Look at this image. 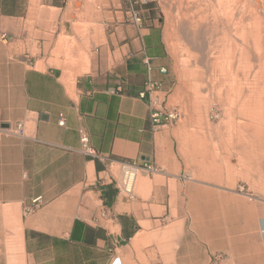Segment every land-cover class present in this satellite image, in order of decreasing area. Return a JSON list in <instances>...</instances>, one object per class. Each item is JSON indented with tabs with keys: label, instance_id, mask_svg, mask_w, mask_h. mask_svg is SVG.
<instances>
[{
	"label": "crops",
	"instance_id": "1",
	"mask_svg": "<svg viewBox=\"0 0 264 264\" xmlns=\"http://www.w3.org/2000/svg\"><path fill=\"white\" fill-rule=\"evenodd\" d=\"M134 8L131 0H0V120L26 130L0 135V241L9 233L15 264H140L143 226L157 217L142 205L163 200L125 194L112 167L164 161L173 171L167 124L154 126L150 114L151 99L165 101L174 84L158 13L139 5L137 24ZM80 130L99 157L80 151ZM228 253L233 264H264ZM189 254L179 252L177 264H199Z\"/></svg>",
	"mask_w": 264,
	"mask_h": 264
},
{
	"label": "rangeland",
	"instance_id": "2",
	"mask_svg": "<svg viewBox=\"0 0 264 264\" xmlns=\"http://www.w3.org/2000/svg\"><path fill=\"white\" fill-rule=\"evenodd\" d=\"M131 1L135 10L152 3L159 15L174 84L164 103L178 113L163 126L175 168L170 172L161 161L155 173L138 172L130 194L163 200L162 206L142 205L147 217H157L143 226L148 235L140 264H163L164 258L177 264L181 251L199 254V264H233L232 250L244 263L263 262L264 0ZM227 4L239 7L238 30ZM230 40H238L234 66L225 53L233 48ZM112 171L120 182L119 166ZM139 179L148 183L140 187ZM10 237L0 241V264H15Z\"/></svg>",
	"mask_w": 264,
	"mask_h": 264
},
{
	"label": "built area",
	"instance_id": "3",
	"mask_svg": "<svg viewBox=\"0 0 264 264\" xmlns=\"http://www.w3.org/2000/svg\"><path fill=\"white\" fill-rule=\"evenodd\" d=\"M142 2H145V0H141ZM131 18L132 20L140 24L141 23V15L136 10L131 11ZM157 85L154 81H148L145 85L146 91H152L153 88ZM151 106H152V112L150 114L152 123L154 126L165 124L167 121H171L177 116L176 110H169L162 98L159 99L158 95H155L151 99ZM59 123H62L61 121ZM25 125L23 122H17L13 125H10L8 123H3L0 120V135L3 134H14L20 137L25 136ZM80 151L90 157H99L97 152L90 146L89 144V138L85 131L80 130ZM119 166L122 177L120 179V187L122 191L130 195L132 193L131 190L127 189V183L126 178L127 175L130 174H137L138 172H143L148 174H152L158 171L157 166L153 163L143 162V163H127V162H119L117 163ZM128 179V178H127Z\"/></svg>",
	"mask_w": 264,
	"mask_h": 264
},
{
	"label": "bare ground",
	"instance_id": "4",
	"mask_svg": "<svg viewBox=\"0 0 264 264\" xmlns=\"http://www.w3.org/2000/svg\"><path fill=\"white\" fill-rule=\"evenodd\" d=\"M239 1V0H238ZM227 8L228 9H231V12H230V14H229V20H230V22L232 23V25H234V27H236V29L238 30L239 28H237V25L238 24H240V23H238L239 22V17H241L240 16V13H239V7L238 6H236L235 4H234V6H231L230 4H227ZM257 14V13H256ZM222 18V17H221ZM199 20H201V19H199ZM204 21V20H203ZM202 21V22H203ZM257 21V20H256ZM201 22V21H200ZM203 24V23H202ZM227 29V28H226ZM234 29V28H233ZM235 29V31H234V36L235 37H237L238 38V35H239V33H238V31ZM204 30V29H203ZM190 37V36H189ZM231 41V40H230ZM238 41V40H237ZM237 41H234V40H232L231 42H234V44H232L233 45V48H232V50L231 51H229V49H226L225 50V53L227 54V55H229V52H231V58H230V61H231V64L232 63H234L233 62V60L234 59H238V61H239V55H236V53H239V47L238 46H236V42ZM254 62V61H253ZM213 63V62H212ZM233 66L235 65V63L234 64H232ZM238 65V64H237ZM239 66V65H238ZM219 69V68H218ZM233 69V68H232ZM241 69V68H240ZM232 73V72H231ZM223 82V81H222ZM219 85V84H218ZM256 96V95H255ZM258 105V104H257ZM247 123V122H246ZM252 124V123H251ZM251 124H250V126H251ZM243 127H244V125H243ZM251 127H253V126H251ZM244 128H246V127H244ZM256 129V128H255ZM257 132V131H256ZM227 136V135H226ZM128 178V179H127ZM127 178H126V183H127V189L128 190H131V191H133V188H134V185H135V182H136V178H137V174L135 173V174H130L129 176L127 175ZM143 183H145V180H141V179H139L138 180V182H137V185H139L140 187L141 186H143L144 184ZM172 228H167L165 231L163 230L161 233H162V235H169L170 234V230H171ZM152 233H154V232H152ZM148 235V234H147ZM151 235V234H150ZM156 235H157V233H156ZM159 235H160V233H159ZM158 235V236H159ZM139 237V236H138ZM157 237V236H156ZM139 240V239H138ZM178 240V239H177ZM137 237L133 240V242H132V244H133V246L135 247V245L137 244ZM140 242V241H139ZM168 259V258H167ZM170 261V260H169ZM169 261H167L165 258L162 260V263L163 264H176V263H174V262H169Z\"/></svg>",
	"mask_w": 264,
	"mask_h": 264
}]
</instances>
